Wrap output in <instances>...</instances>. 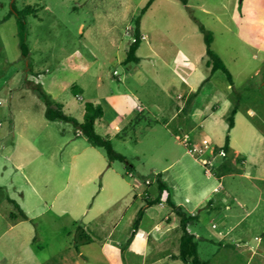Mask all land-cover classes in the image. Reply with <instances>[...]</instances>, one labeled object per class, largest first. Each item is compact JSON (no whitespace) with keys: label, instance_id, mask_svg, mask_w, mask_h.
<instances>
[{"label":"rangeland","instance_id":"374dc122","mask_svg":"<svg viewBox=\"0 0 264 264\" xmlns=\"http://www.w3.org/2000/svg\"><path fill=\"white\" fill-rule=\"evenodd\" d=\"M147 1L0 0V264H68L78 253V264H129V246L116 248L107 239L123 236L128 213L140 205L132 196L150 189L144 180L153 182L158 174L167 176L174 202L184 206L185 194L196 197L206 184L220 183L209 195L211 205L206 201L194 213L191 230L201 238L202 260L217 264L228 254L231 264H246L247 250L262 253L264 0H154L140 17L138 61L123 63ZM26 6L35 15L25 16L28 56L22 58L16 12ZM199 25L211 33V49L232 76L231 86L220 71L209 78L220 103L200 124L189 113L204 107L199 95L208 89L185 104L209 73ZM25 80L39 84L52 104L79 123L86 102L113 113L111 124L95 123L94 129L109 137L132 166L133 178L124 175L121 162L107 168L103 151L71 123L46 120L45 102ZM235 103L231 137L241 155L231 153V163L237 172L206 179L208 167L188 141L203 132L210 140L203 146L206 155L211 143L222 146L225 117ZM13 202L29 220L19 217ZM155 210L149 208L147 216ZM219 233L228 236L220 240L228 245L224 249ZM164 250L176 252L174 245Z\"/></svg>","mask_w":264,"mask_h":264},{"label":"trees","instance_id":"16d2710c","mask_svg":"<svg viewBox=\"0 0 264 264\" xmlns=\"http://www.w3.org/2000/svg\"><path fill=\"white\" fill-rule=\"evenodd\" d=\"M154 0H148L145 6L141 9L139 16L135 20V27L132 32V41L128 46L126 51V57L123 63L138 61L136 56V51L141 43V32L139 28L140 17L143 15L148 7ZM183 5H187V0H178ZM35 10L31 6H26L19 12H16V17L19 25V47L22 58H27L28 56V48L25 43V16L30 13H34ZM35 15V13H34ZM198 29L203 34L204 44H205V66L209 68V73L206 78H204L197 88L190 92L187 96H185V104L188 107L195 97L201 91L205 82L209 80V78L217 71H220L228 81L229 85H232V76L226 69L225 65L221 61V59L216 55L211 49L212 43V35L209 31H207L202 25L198 26ZM29 67V65L27 66ZM25 86L30 88L37 96H39L46 105V109L44 111V117L48 121H62L66 123H71L76 130H78L79 134L83 135L86 142L93 148L101 149L107 158L108 164L107 168L111 167L112 162L118 161L124 164V175L132 176V166L125 160V158L119 154H117L111 146V142L109 137L101 136L95 132L94 125L96 122H99L103 117V108L100 104H94L91 102H86L83 105L84 113L83 119L79 123L72 117L66 115L62 111V105L58 103H51L46 94L42 91L39 84L34 82L25 80ZM75 95L78 94L74 93ZM238 106L235 103L232 107H230L227 116L225 117V121L227 123L226 128V136L224 138V144L220 147H214L212 156L208 160V163H205L204 166L208 167L209 171L217 178H220L224 175L236 173L237 170L234 164L231 163V148L229 146V132L234 127V117L237 113ZM132 124V123H131ZM125 126L122 130H125L129 125ZM116 138H121L119 135H115ZM146 181V180H145ZM149 181V180H148ZM146 184V183H145ZM148 186H152V190L156 193V197L152 200L148 198V196L142 197V205L137 210L132 223L130 233L125 241L124 247L130 245L131 241L135 237L138 232L139 223L143 217L144 211L152 206L163 203L166 207H168L176 217H178V229L181 233L179 240V250L178 254L174 256V259H179L184 263L189 264H208V261H204L199 257L198 254V239L196 238L195 232L191 230V227L195 224L197 220V214L188 215L186 214L182 208L176 206L172 200L171 189L163 183L161 179V174L155 176L153 182L149 181ZM165 195L164 200L162 196ZM211 201H208L206 206L211 205ZM14 207L18 211V215L21 219L28 220L27 216L20 210L18 205L13 202ZM11 217L14 218L13 214H10ZM83 233V231H82Z\"/></svg>","mask_w":264,"mask_h":264},{"label":"crops","instance_id":"0c3cea01","mask_svg":"<svg viewBox=\"0 0 264 264\" xmlns=\"http://www.w3.org/2000/svg\"><path fill=\"white\" fill-rule=\"evenodd\" d=\"M209 80L207 82H205L203 85L204 89H205V87L208 89V93L207 94L202 93L199 95L203 99L202 104H204V107H202L201 104L197 105V106L193 107L189 113L191 119L194 122H198L199 124L206 120L207 112L209 110L210 111H217L218 107H219L218 103H220V102H216V100H218V98H215V95H214V93L216 92V89L213 86H211ZM203 87H202V89H203ZM229 88H230V86H227V90H229ZM183 97H184V95L181 98H183ZM224 99H227V97ZM214 100H215V103H213ZM97 104H99V103H97ZM228 104L229 103L224 100V103H223L224 108L229 106ZM113 118H114L113 113H111V112L108 113L105 110V108H103V117L101 118V120L99 122H96V123H100L103 125H109L112 123ZM130 121H131V119L127 123H123V125H121V128H124L125 126H127V124ZM234 126H235V122H234ZM119 128H120L119 126H115L116 130L117 129L119 130ZM233 130H234V127L229 132V137H230L229 146L231 148V152L234 153L235 156H238L241 154L232 145L231 133L233 132ZM204 136H205L204 133L201 132L198 136H196V138L193 142L188 141V144H192L194 146L192 151L196 152L198 154V157L200 160L199 162L203 166L209 160V158L212 156V152H213L214 147H217L216 145H213L212 143L210 145H208V147L206 148L208 155H206V151L204 150L203 146H204V144H209L210 140H209V138H205ZM254 137H255V141L258 142V144L262 143L261 138H256V136H254ZM220 146L221 145H219L218 147H220ZM1 157H2V155L0 154V158ZM5 159L7 161H9V157H5ZM4 170H5V167H4ZM232 175L233 174H228V175H224L220 178H217L209 170L206 169V179L217 178L218 180H220L225 176H232ZM238 175L241 176V174H238ZM130 177L133 178V175ZM161 179H162L163 183L166 184L169 188L175 189L174 186H172V185L169 186L170 184L167 182V176L166 175L161 174ZM144 185L147 186L145 184V180H144ZM206 186H207V184H206ZM206 186L201 188L202 193L197 195L196 197H194L193 195H190L189 193L185 194L184 203L187 204V206H184L183 203L179 202V201L174 202L173 196H172V200L175 203V205L182 208V210L186 214L193 215L198 206H200L201 204H204L206 201L212 202V200H208L209 195L211 194V192L216 191V188L220 186V183L216 184L212 188L209 186L208 187H206ZM147 187L150 189H143L142 192L136 193L132 196L133 204L139 202L140 205H136L135 206L136 209L134 208L133 210H131L128 213V215L125 219V224H124L123 230H122L123 236L122 237H116L115 239H111V238H113L112 237L113 234L111 236H109L107 241L110 242L111 246H114L116 248L119 246V248H120L122 243L126 241L128 235L130 233V230H131V227L129 228L128 224L132 223V220H133L137 210L141 207L142 201H143L142 197L144 195L148 196V198L150 200H152L156 197V193L152 190L151 186H147ZM164 196L165 195H163V197ZM17 205L20 208V210L27 216V213H25L26 211H24L22 206L19 203H17ZM241 206H243V205H241ZM154 207L158 210H155V212L152 213V215H150V216H147V213H146L149 208L144 211L143 217L139 223L138 232L129 245V249H130L129 251H131L130 257L128 259L129 264H143L144 259L146 261H148V259H149V261H150L149 264H178V263L182 264V263H184L179 259H174V256H176L178 254L179 240H180V235H181V233H180L179 236L175 237V235L172 234L173 231L175 232L178 230V222H179L178 217H176L174 215V213L168 207H166L163 203L152 206L150 208H154ZM156 211H158V212H156ZM27 218L29 220L28 216H27ZM145 221H147V222L145 223ZM162 222H165L166 225L163 226ZM143 223H145V225ZM80 231L82 232L83 230H80ZM230 231L231 230L229 229L226 231V233L227 232L230 233ZM225 235H222L221 233H219L217 235L219 238L220 247L223 249L228 247L227 243L223 244L222 241H220V240L228 237ZM196 238L198 240H201V238L198 237L197 235H196ZM84 239H85V237H84ZM84 241L86 242L88 240L86 239ZM168 245H174L176 252L172 253V252H169L167 250H164L165 248H167ZM244 246H247V243H245ZM261 252L262 253L260 254L261 255L260 256L257 253H255L254 249L250 248L249 250H247L248 260H247L246 264H264V246L262 247ZM139 255H141V258H137V256H139ZM78 257H82V254L78 253L75 258L72 257L68 261V264H78ZM231 261H232L231 258L227 254V255H224L222 257L219 256V260H218L217 264H231L232 263ZM127 264H128V262H127ZM208 264H209V261H208Z\"/></svg>","mask_w":264,"mask_h":264},{"label":"built area","instance_id":"2783aa9c","mask_svg":"<svg viewBox=\"0 0 264 264\" xmlns=\"http://www.w3.org/2000/svg\"><path fill=\"white\" fill-rule=\"evenodd\" d=\"M145 183H146V184H148V183H149V181H148V180H146V181H145ZM255 239H256V240H258V238H255Z\"/></svg>","mask_w":264,"mask_h":264}]
</instances>
